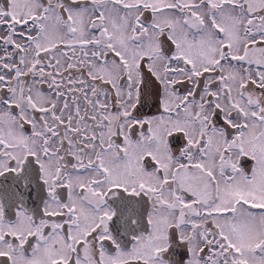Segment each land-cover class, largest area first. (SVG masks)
<instances>
[{
    "label": "snow or ice",
    "instance_id": "obj_1",
    "mask_svg": "<svg viewBox=\"0 0 264 264\" xmlns=\"http://www.w3.org/2000/svg\"><path fill=\"white\" fill-rule=\"evenodd\" d=\"M0 264H264V0H0Z\"/></svg>",
    "mask_w": 264,
    "mask_h": 264
}]
</instances>
